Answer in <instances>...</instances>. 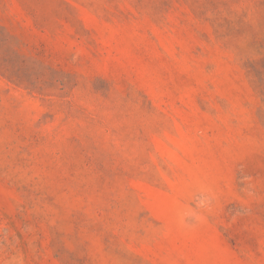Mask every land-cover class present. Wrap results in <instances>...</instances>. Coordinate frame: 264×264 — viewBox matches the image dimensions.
Segmentation results:
<instances>
[{
    "label": "rangeland",
    "instance_id": "1",
    "mask_svg": "<svg viewBox=\"0 0 264 264\" xmlns=\"http://www.w3.org/2000/svg\"><path fill=\"white\" fill-rule=\"evenodd\" d=\"M0 264H264V0H0Z\"/></svg>",
    "mask_w": 264,
    "mask_h": 264
}]
</instances>
